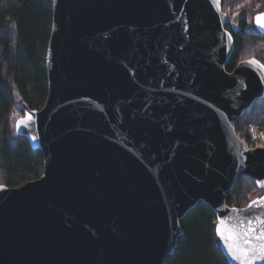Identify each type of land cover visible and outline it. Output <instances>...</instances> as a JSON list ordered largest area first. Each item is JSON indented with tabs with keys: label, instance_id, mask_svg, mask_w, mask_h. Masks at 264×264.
<instances>
[{
	"label": "water",
	"instance_id": "obj_1",
	"mask_svg": "<svg viewBox=\"0 0 264 264\" xmlns=\"http://www.w3.org/2000/svg\"><path fill=\"white\" fill-rule=\"evenodd\" d=\"M51 3L49 96L17 130L44 174L0 187V264H166L200 203L219 224L241 176L264 180V148L236 133L264 83L226 70L222 0Z\"/></svg>",
	"mask_w": 264,
	"mask_h": 264
},
{
	"label": "trees",
	"instance_id": "obj_2",
	"mask_svg": "<svg viewBox=\"0 0 264 264\" xmlns=\"http://www.w3.org/2000/svg\"><path fill=\"white\" fill-rule=\"evenodd\" d=\"M227 13V30L232 34L234 52L226 70L233 72L241 59L255 56L264 63V36L234 31L229 20L247 8L249 0H222ZM243 7L237 8V5ZM53 27L51 0H0V187L19 189L40 180L44 155L14 132L13 124L23 117L20 105L40 111L49 96L46 56ZM15 93L20 97L18 104ZM18 118V119H19ZM255 129L256 139H252ZM16 133V136H14ZM237 135L252 149L264 148V99L245 113L236 127ZM259 192L251 179L241 176L227 195L229 207L244 208ZM264 192V191H262ZM217 217L211 207L200 203L181 222L183 230L174 253L166 264H230L221 248Z\"/></svg>",
	"mask_w": 264,
	"mask_h": 264
},
{
	"label": "snow or ice",
	"instance_id": "obj_3",
	"mask_svg": "<svg viewBox=\"0 0 264 264\" xmlns=\"http://www.w3.org/2000/svg\"><path fill=\"white\" fill-rule=\"evenodd\" d=\"M211 4L217 13L221 12V0H211ZM240 7H243V4L237 5V8ZM259 7L260 4H256V8ZM236 15H239V12ZM224 16L227 17V13H224ZM252 19L256 29L264 32V12L258 13ZM226 23V19L220 20L222 28ZM185 31H187V26ZM224 36L226 37L224 46L231 51L232 34L225 30ZM239 64L256 71L261 77V83H264V63L255 56L241 59ZM20 107L24 111V115L16 121L15 127L18 131L22 127L25 129L30 128V122L33 120V115L25 110L23 105H20ZM252 132V139L255 140L256 133L254 128ZM260 136L264 139V133H260ZM257 146L264 147V145ZM255 184L259 187H264V180L258 179ZM256 208H264V197L252 200L244 208L233 207L231 209L232 215H229L226 219L221 218L217 226L216 231L221 240L224 241L229 256L232 260L237 261V264H255L258 259L264 260V215L254 214L253 210ZM245 213H248V215H245Z\"/></svg>",
	"mask_w": 264,
	"mask_h": 264
},
{
	"label": "rangeland",
	"instance_id": "obj_4",
	"mask_svg": "<svg viewBox=\"0 0 264 264\" xmlns=\"http://www.w3.org/2000/svg\"><path fill=\"white\" fill-rule=\"evenodd\" d=\"M256 4H260L259 8H256ZM260 12H264V0H249V4L247 6L246 9H244L243 11L239 12V15H234L230 20L229 23L231 25V28L234 31H238L241 29V24L242 22L245 21L246 25H247V31L251 32V33H256L257 30L255 28L254 25V21H253V17L255 15H257ZM228 22V20H227ZM251 29V30H250ZM15 95V99L16 102L19 104L20 103V97L17 93L14 94ZM19 118V115H17V119ZM16 121L13 124V129L14 132H16ZM14 136H16V133H14ZM260 197H264V192L259 191L257 193H255L254 197L251 199L252 200H256Z\"/></svg>",
	"mask_w": 264,
	"mask_h": 264
}]
</instances>
